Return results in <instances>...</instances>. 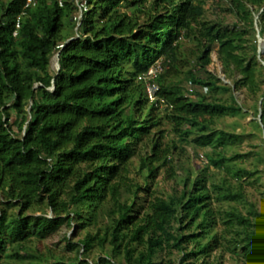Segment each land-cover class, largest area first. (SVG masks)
<instances>
[{
  "label": "trees",
  "instance_id": "obj_1",
  "mask_svg": "<svg viewBox=\"0 0 264 264\" xmlns=\"http://www.w3.org/2000/svg\"><path fill=\"white\" fill-rule=\"evenodd\" d=\"M260 36L264 0H0V264H264Z\"/></svg>",
  "mask_w": 264,
  "mask_h": 264
},
{
  "label": "rangeland",
  "instance_id": "obj_2",
  "mask_svg": "<svg viewBox=\"0 0 264 264\" xmlns=\"http://www.w3.org/2000/svg\"><path fill=\"white\" fill-rule=\"evenodd\" d=\"M209 16L210 17L213 16V13L210 12ZM259 43L262 48V51L264 52V36L262 37L260 36ZM212 58H213V61L209 65V68L212 71L219 73V76L224 79L225 76L221 70V64L217 60L215 53H212ZM57 62H58V58L57 56H54L52 60L53 68H56V69L58 68ZM236 95H237V98L240 99V101L243 100V94L240 91H237ZM251 118H252V115L250 113L242 114V115H232V116L226 117L223 123L224 125L229 123L231 126L235 127L237 131H241L242 129H245V131H255L254 128L252 129V126L250 124ZM257 141H258V138H251V139L247 138V140L241 143L240 148L242 151L248 150L251 148L250 143H255ZM202 153L203 152L200 148L194 147L192 145H183V146L180 145V148L175 151L174 156H175V161L181 164L184 170L180 169L178 172L181 173V172L187 171L188 169H193V170L199 169L201 165L197 161V155L202 154ZM164 175L165 173L161 171L159 178H163L162 180L164 182L161 187H163L165 191H169L171 190V187L173 183H175V181L173 179H164ZM256 199H257L258 206L260 207V209L264 210V197L262 195L257 194ZM66 231H67L66 228H63L57 233L51 235L49 238L42 240L41 248L44 251H46L47 249L56 250L59 246L58 241L61 240L60 238L63 237Z\"/></svg>",
  "mask_w": 264,
  "mask_h": 264
},
{
  "label": "built area",
  "instance_id": "obj_3",
  "mask_svg": "<svg viewBox=\"0 0 264 264\" xmlns=\"http://www.w3.org/2000/svg\"><path fill=\"white\" fill-rule=\"evenodd\" d=\"M28 2L32 3L33 0H28ZM162 66L158 61L156 64L152 65L146 72H143L139 75V79L145 82L146 94L149 101H154L157 98L159 93V83L155 80V78L161 73ZM198 161H204L206 163V159L201 154L198 157Z\"/></svg>",
  "mask_w": 264,
  "mask_h": 264
},
{
  "label": "water",
  "instance_id": "obj_4",
  "mask_svg": "<svg viewBox=\"0 0 264 264\" xmlns=\"http://www.w3.org/2000/svg\"><path fill=\"white\" fill-rule=\"evenodd\" d=\"M57 64H58V62H57ZM58 67V66H57Z\"/></svg>",
  "mask_w": 264,
  "mask_h": 264
}]
</instances>
